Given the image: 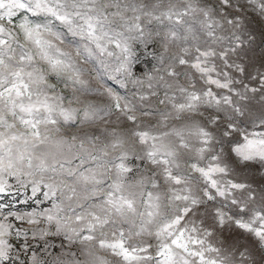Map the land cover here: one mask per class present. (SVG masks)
Masks as SVG:
<instances>
[{"label":"snow or ice","instance_id":"1","mask_svg":"<svg viewBox=\"0 0 264 264\" xmlns=\"http://www.w3.org/2000/svg\"><path fill=\"white\" fill-rule=\"evenodd\" d=\"M258 42L264 0H0V264H264Z\"/></svg>","mask_w":264,"mask_h":264},{"label":"rangeland","instance_id":"2","mask_svg":"<svg viewBox=\"0 0 264 264\" xmlns=\"http://www.w3.org/2000/svg\"><path fill=\"white\" fill-rule=\"evenodd\" d=\"M18 19V18H17ZM253 27H256L255 24H253ZM261 49H264V43H257V45L254 46L253 50L248 52L247 56L245 57V63L248 64H255V65H259L262 57H261ZM90 65L95 69L94 74H99L102 77V83H104L106 86L108 87H112L114 89H116L117 91H119L121 94H123L126 90L121 88L120 85H118L115 81L110 80L107 78V76L104 74L105 70L100 66L99 61L95 60L94 58L91 59L89 61ZM217 63L219 64L220 62L217 61ZM150 68V64L149 63H145L142 62L139 64L138 69H137V74H139L140 72H146L148 71V69ZM215 87V86H213ZM217 91H220L217 89ZM226 91V90H225ZM241 123H240V129L242 131L246 130L248 132H260V131H264V128H261L259 126H254L252 123L247 122V121H243V118H241ZM239 138V137H238ZM21 199H23V197H21ZM32 207H35L34 204H31V202H29V204H18L17 208L23 210V211H30Z\"/></svg>","mask_w":264,"mask_h":264}]
</instances>
